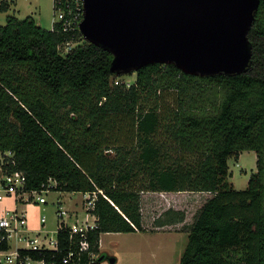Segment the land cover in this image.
Returning <instances> with one entry per match:
<instances>
[{"label":"trees","instance_id":"obj_1","mask_svg":"<svg viewBox=\"0 0 264 264\" xmlns=\"http://www.w3.org/2000/svg\"><path fill=\"white\" fill-rule=\"evenodd\" d=\"M65 22L48 29L33 15H8L0 25V152H13L12 169L26 174L29 189L55 182L52 190L94 197L91 264L103 262L102 233L145 231V191L212 194L187 224L177 264H264V0L248 34L251 65L232 75L154 62L129 83L121 79L133 73L111 72L110 51ZM68 42L74 46L63 51ZM161 132L170 143L158 140ZM245 150L256 152L257 171L236 189L229 160ZM185 218L170 208L157 223ZM80 238L64 226L58 251L28 253L65 264Z\"/></svg>","mask_w":264,"mask_h":264},{"label":"water","instance_id":"obj_2","mask_svg":"<svg viewBox=\"0 0 264 264\" xmlns=\"http://www.w3.org/2000/svg\"><path fill=\"white\" fill-rule=\"evenodd\" d=\"M85 40L113 54L111 72L159 62L193 75L239 74L252 61L249 31L261 0H83ZM100 261L116 263L102 253Z\"/></svg>","mask_w":264,"mask_h":264},{"label":"rangeland","instance_id":"obj_3","mask_svg":"<svg viewBox=\"0 0 264 264\" xmlns=\"http://www.w3.org/2000/svg\"><path fill=\"white\" fill-rule=\"evenodd\" d=\"M2 0H0L1 3ZM11 1V0H10ZM17 2L16 15L25 18L32 14L38 24L44 28H52L56 18L53 10V0H15ZM13 9L2 11L0 9V25L6 23V18ZM121 80L133 83L136 74L126 75ZM215 91V90H214ZM211 94L207 89L204 95ZM173 94L172 96H174ZM215 98V97H214ZM158 140L168 143L171 138L167 133L161 132ZM113 154V153H112ZM170 154L175 157V150L171 149ZM230 181L236 189H245L251 175L257 171V154L254 150H245L239 156L233 155L229 160ZM47 198L46 203L32 202L26 206L28 213V227L33 230L42 229L49 236L56 237L58 229V209H65L68 215L65 216L69 224L81 223L88 216L93 221V215L88 212L86 206L87 197L82 192H63L50 190L43 193ZM142 213L144 215L146 231L137 232H110L102 233L103 252L116 257V263L109 260L102 264H177L181 260L182 253L188 241V223H191L207 198L212 194L209 192L179 191L173 192L171 197L165 192H143ZM15 203L12 198H5L0 202L1 211L4 208H13ZM178 206L186 211L184 224L180 230L173 226L165 230H158L157 220L169 207ZM69 214L71 215L69 217ZM47 217L44 226L41 227L40 219ZM183 229V230H182ZM158 232V233H157Z\"/></svg>","mask_w":264,"mask_h":264},{"label":"built area","instance_id":"obj_4","mask_svg":"<svg viewBox=\"0 0 264 264\" xmlns=\"http://www.w3.org/2000/svg\"><path fill=\"white\" fill-rule=\"evenodd\" d=\"M56 3L59 5L56 7ZM61 0H53V10L56 16L53 26L56 22H65V29L70 28L73 23L83 20L84 1L67 0L65 6L61 5ZM53 28V27H52ZM51 28V29H52ZM80 30V28H79ZM74 46V43L68 42L63 51H68ZM12 151L0 152V202L5 198H12L15 206L13 208L0 209V264H55V261H47L45 258L33 259L28 251H58L59 250V232L64 226L70 227L71 238L75 234H80L81 238L76 249H70L63 257L65 264H87V256L91 264L98 257L95 252L90 250V242L87 238L89 230L96 227V216L93 215V221L87 216L81 223L69 224L65 218L68 215L65 209H58V229L56 237L49 236L42 229L33 234V230L28 227V213L26 206L32 202L46 203L47 198L43 194L52 190L51 182L48 187L42 189H29L27 187V176L21 170H14L12 166L16 164ZM86 206L89 209L94 207L95 199L90 194H85ZM71 215L69 214V217ZM47 221L46 216L40 219L41 227ZM87 255V256H86Z\"/></svg>","mask_w":264,"mask_h":264},{"label":"crops","instance_id":"obj_5","mask_svg":"<svg viewBox=\"0 0 264 264\" xmlns=\"http://www.w3.org/2000/svg\"><path fill=\"white\" fill-rule=\"evenodd\" d=\"M2 1H7L8 3H9V5H8V8H7V10L6 11H8L9 12V10H11V9H13V11L12 12H14V14H10V15H15V16H17L15 13H16V11H17V2L15 1V0H2ZM1 1V2H2ZM1 4V3H0ZM3 11V10H2ZM5 11V10H4ZM5 11V12H6ZM7 13V12H6ZM30 15H32V14H30ZM18 17V16H17ZM161 193H164V192H161ZM167 195H169L170 197H171V195L173 194V192H165ZM172 198V197H171ZM142 202H143V195H142ZM170 208H173V209H176V210H184V209H180V208H178V206H173V207H169L168 209H170ZM168 209H166V210H168ZM165 210V211H166ZM186 212V211H185ZM162 215V213L159 215V216H161ZM186 219V218H185ZM158 221V220H157ZM156 221V222H157ZM185 221V220H184ZM184 221H182V222H179V223H176V224H166V225H158V223H156L157 224V229L158 230H165L166 228H168V227H170V228H172L173 226H175V227H177L178 229L180 228V226L182 225V223L184 224ZM189 224V223H188ZM143 225H144V228H145V231L147 230V226L145 225V220H144V215H143ZM180 230V229H179ZM183 230V229H182ZM107 233H110V232H107ZM158 233V232H157ZM188 233V232H187ZM102 235V234H101ZM101 238H102V236H101ZM101 238H100V249H101V251H102V253H103V245H102V240H101ZM117 259V258H116ZM106 261V260H105ZM104 262V261H103ZM102 262V263H103Z\"/></svg>","mask_w":264,"mask_h":264}]
</instances>
